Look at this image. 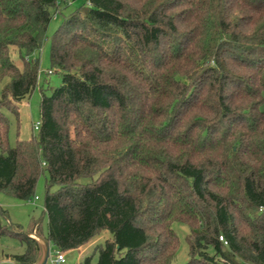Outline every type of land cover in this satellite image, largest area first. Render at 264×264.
Here are the masks:
<instances>
[{
	"label": "trees",
	"instance_id": "obj_1",
	"mask_svg": "<svg viewBox=\"0 0 264 264\" xmlns=\"http://www.w3.org/2000/svg\"><path fill=\"white\" fill-rule=\"evenodd\" d=\"M76 1L0 0V193L30 201L47 173L52 251L109 231L96 264H173L174 223L186 264H264V0H85L50 38L61 86L11 147L4 111L19 117L30 56ZM8 221L0 207V237L25 246L13 259L36 263L40 223Z\"/></svg>",
	"mask_w": 264,
	"mask_h": 264
},
{
	"label": "rangeland",
	"instance_id": "obj_2",
	"mask_svg": "<svg viewBox=\"0 0 264 264\" xmlns=\"http://www.w3.org/2000/svg\"><path fill=\"white\" fill-rule=\"evenodd\" d=\"M85 0H78L72 5L63 8L62 14L52 18L48 27V39L43 44L42 48L33 53L31 59L40 60L39 84L29 97L19 103V117H16L11 112L4 111L10 122L9 127V143L13 147L16 145L17 139L30 140L37 133L35 124L40 122V99L41 89L46 90L47 94H51L53 90L60 87L62 84V74L60 72H51L50 53L51 44L50 38L62 22L63 16L72 12L77 6L84 3ZM14 60L20 65L21 60L17 55H14ZM47 173L40 176L35 196L30 201H20L12 196L0 193V207L7 211L9 223L22 226L25 233H28L32 226L33 219H36L41 225V236L46 238L48 234L47 217L44 214L43 205L45 197V183ZM87 182V180L85 181ZM55 190V189H54ZM174 231L179 238V248L173 264H186L189 260V246L186 242V236L189 234V229L186 225L180 223L173 224ZM111 238L109 231H102L92 241L95 245L92 248L86 247L64 252L65 262L60 264H80L87 257H93V263L98 261V253L96 247L104 245L106 240ZM85 249V250H84ZM25 246L14 237H0V264H18L13 257L23 254ZM55 252H52L51 259L53 260ZM210 254H214L213 250H209ZM47 264H53L49 260Z\"/></svg>",
	"mask_w": 264,
	"mask_h": 264
},
{
	"label": "water",
	"instance_id": "obj_3",
	"mask_svg": "<svg viewBox=\"0 0 264 264\" xmlns=\"http://www.w3.org/2000/svg\"><path fill=\"white\" fill-rule=\"evenodd\" d=\"M29 236L39 243L42 250L40 258L34 264H47L51 257V245L49 240L47 238L42 237L37 231H34L33 233L29 234Z\"/></svg>",
	"mask_w": 264,
	"mask_h": 264
},
{
	"label": "built area",
	"instance_id": "obj_4",
	"mask_svg": "<svg viewBox=\"0 0 264 264\" xmlns=\"http://www.w3.org/2000/svg\"><path fill=\"white\" fill-rule=\"evenodd\" d=\"M34 127H35L36 130H38L39 127H40V122H37ZM52 252L53 251H52V248H51V254H52ZM54 254H55V256H54L53 260L51 259V257L49 259L50 261H52L53 264H60V263H64L65 262V257L63 255V253H61L59 251H55Z\"/></svg>",
	"mask_w": 264,
	"mask_h": 264
},
{
	"label": "crops",
	"instance_id": "obj_5",
	"mask_svg": "<svg viewBox=\"0 0 264 264\" xmlns=\"http://www.w3.org/2000/svg\"><path fill=\"white\" fill-rule=\"evenodd\" d=\"M93 240V239H92ZM90 241V242H88L86 245H84V246H82L80 249H82L83 247L85 248L86 247V249L87 248H92L94 245H95V242L94 241ZM85 250V249H84Z\"/></svg>",
	"mask_w": 264,
	"mask_h": 264
}]
</instances>
